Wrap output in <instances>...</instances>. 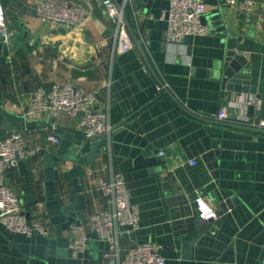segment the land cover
I'll list each match as a JSON object with an SVG mask.
<instances>
[{"label":"crops","instance_id":"crops-1","mask_svg":"<svg viewBox=\"0 0 264 264\" xmlns=\"http://www.w3.org/2000/svg\"><path fill=\"white\" fill-rule=\"evenodd\" d=\"M40 1L0 0L13 33L11 48H2L0 56V137L22 130L26 146L32 148L47 135H57V129L83 134L78 121L66 115L49 111L29 117L32 93L41 87L49 90L54 83L96 92L95 108L109 113L114 129L103 138L106 145L96 159L84 165L81 225L65 230L53 224L45 205L41 218L49 236L14 234L0 224V233L9 238L0 234V246L8 255L1 264H109L103 257L108 245L92 221L106 208L99 185L115 172L124 175L130 201L139 211L134 237H124L126 245L152 243L166 264H264V131L233 123L244 115L264 117V0H257L259 8L249 14L231 7L230 0H205L208 32L187 37L181 45L166 41L162 13L170 0H133L128 20L137 42L130 33L134 47L125 53L115 50L113 23L102 0H76L92 14L75 27L42 20ZM220 9L226 27L237 35L238 50L251 63L256 93L223 95L222 62L229 35L222 37L211 19ZM158 79L189 112L164 90L158 92ZM246 98L256 100L253 107H245ZM229 108L235 109L234 120ZM222 110L227 118L217 121ZM101 139L83 141L80 155L90 153L91 143ZM56 146L45 147L27 163L30 175L18 166L8 171L7 183L22 203L24 195L37 197L43 155ZM160 151L165 153L162 161L137 164L139 157ZM73 163L62 168L58 188L63 195L72 194L67 172ZM197 191L216 209L218 220L198 217L193 204ZM73 226H81L88 236V248L78 258L70 247ZM52 239L57 243L51 254Z\"/></svg>","mask_w":264,"mask_h":264},{"label":"built area","instance_id":"built-area-1","mask_svg":"<svg viewBox=\"0 0 264 264\" xmlns=\"http://www.w3.org/2000/svg\"><path fill=\"white\" fill-rule=\"evenodd\" d=\"M132 5L133 0L101 1L102 8L113 23V38L117 53L128 52L134 47L125 21V10ZM229 5L244 14L254 13L259 8L257 0H230ZM37 11L44 21L72 27L82 25L92 14L89 8L76 0H42ZM208 11L205 0H170L169 8L162 13V18L167 21L166 41L181 45L187 37L205 35L208 29L201 19ZM135 22L140 32L138 23ZM0 37L2 48H11L13 33L8 30L6 13L1 2ZM140 39L143 43L142 34ZM164 88H166L165 84H159L158 92H162ZM97 96L96 92L82 90L71 83H54L49 90L41 87L32 93L28 115L38 116L49 111L55 116L66 115L78 121L88 141L106 138L110 136L114 125L107 111L95 108ZM255 103L254 98L244 99L246 108L253 107ZM226 118L227 113L222 110L215 119L225 121ZM233 123L264 131V117L251 118L244 115L235 119ZM60 140L58 135L49 134L43 144L31 148L26 146L22 130H13L5 137H0V224L9 232L24 236L34 234L49 236L50 228L41 218L44 215V204L36 203L29 220L24 214L20 197L7 183V173L16 168L19 161L30 162L42 149L50 145H58ZM164 154V151L159 152L160 156ZM189 164L195 166L197 161L191 159ZM98 190L105 198L106 208L95 215L92 228L108 245L103 253L104 259L109 264H166L165 258L152 243L129 246L124 242V235L135 231L139 221V211L130 201L124 175L121 172L113 173L107 180L101 181ZM193 204L201 220L219 219L216 209L200 191H197ZM70 247L75 258L86 252L88 236L81 226H73Z\"/></svg>","mask_w":264,"mask_h":264},{"label":"water","instance_id":"water-1","mask_svg":"<svg viewBox=\"0 0 264 264\" xmlns=\"http://www.w3.org/2000/svg\"><path fill=\"white\" fill-rule=\"evenodd\" d=\"M151 0H148L150 3ZM139 2L136 0L135 3ZM211 19L215 22L214 25L218 27L219 33L222 37L229 35L226 40L227 52L222 62L223 71L221 73L223 95L227 99L228 96L234 94L241 96L244 93H256V86L251 85V63L248 60L246 52L238 50V40L236 33L227 28L225 19L223 17V10L214 11ZM203 24H206V16L202 17ZM125 21L129 32L137 39L133 33L132 27L128 18L125 16ZM1 41V37H0ZM140 47V46H139ZM2 54V44L0 42V56ZM152 72L154 70L150 67ZM156 75V74H155ZM157 77V76H156ZM159 83L163 85V82L158 79ZM164 93L172 97V99L182 108L186 109L181 101L170 90L164 88ZM226 105V100L223 102ZM229 118L235 119V109L229 108ZM189 112V111H188ZM57 135L60 137V143L55 149H49L43 155L42 160V178L41 184H38V195H24V214L31 220L32 209L36 203L42 202L45 205L46 214L50 218V221L55 225H60L63 229H70L73 224L81 225L79 219V213L86 208V196L83 193L81 185V177L84 175V165L91 163L96 159L97 154L102 150V147L106 145V140L101 139L91 143V151L86 155H80L78 152L81 150L83 141L86 140L85 135L82 133H74L63 129H57ZM75 141V144H73ZM77 151V152H76ZM165 159L164 156H160L159 152H156L154 157L143 158L139 157L137 164L152 166L157 162ZM68 162H74L71 169L67 172V176L72 181V194H61L58 185L63 182L62 168ZM18 167L30 175V171L27 169V163L25 161H19ZM6 232H9L8 230ZM6 240H9L4 233H0ZM124 237H134V233L125 234ZM57 241L55 239L50 240L49 248L50 253H54ZM2 261H8V255L3 253V248L0 246V264Z\"/></svg>","mask_w":264,"mask_h":264},{"label":"trees","instance_id":"trees-1","mask_svg":"<svg viewBox=\"0 0 264 264\" xmlns=\"http://www.w3.org/2000/svg\"><path fill=\"white\" fill-rule=\"evenodd\" d=\"M128 10L129 8L127 7L126 10H125V15L127 16V18L129 19V16H128ZM3 71V70H2Z\"/></svg>","mask_w":264,"mask_h":264}]
</instances>
